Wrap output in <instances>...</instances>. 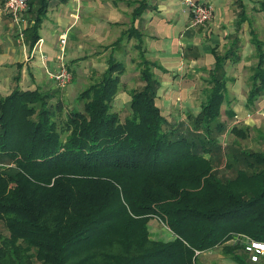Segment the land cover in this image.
<instances>
[{"label": "trees", "instance_id": "1", "mask_svg": "<svg viewBox=\"0 0 264 264\" xmlns=\"http://www.w3.org/2000/svg\"><path fill=\"white\" fill-rule=\"evenodd\" d=\"M47 7L38 10L31 47ZM254 43L251 104L264 94V41ZM213 52L211 88L187 131L159 105L152 67L160 65L144 52V85L132 92L124 121L113 111L125 72L116 59L77 97L82 109L66 111L61 98L51 102L57 90L40 87L0 96V221L9 231L0 235V264H199L217 247L237 264H264L247 249L249 240L264 243V152L241 150L234 159L244 167L226 179L207 156L214 131L225 130L229 80V54ZM154 218L173 238L151 237Z\"/></svg>", "mask_w": 264, "mask_h": 264}, {"label": "crops", "instance_id": "2", "mask_svg": "<svg viewBox=\"0 0 264 264\" xmlns=\"http://www.w3.org/2000/svg\"><path fill=\"white\" fill-rule=\"evenodd\" d=\"M28 1L22 12L26 29L25 41H21L17 25L0 0V96L18 85L22 89L58 87L48 70H59L60 39L67 32L66 61L74 68L81 63L89 66L90 77L97 74L102 78L110 59L123 63L125 72L126 68H138L141 75L142 52L147 60L159 64L161 68L153 66L152 70L161 82L158 103L163 111L188 107L194 93L208 92L211 71L216 67L214 50L229 54L224 66L229 78L227 97L232 93L226 98L229 111L251 106L260 97V103L264 102V94L253 104L248 98L259 62L254 39L264 41V0H199L214 8L213 23L208 27L192 25V13L183 0ZM42 2L48 7L39 29L41 50L31 57L29 35ZM250 42L257 63L244 48ZM250 67L251 86L246 81ZM203 80L206 85L201 89Z\"/></svg>", "mask_w": 264, "mask_h": 264}, {"label": "rangeland", "instance_id": "3", "mask_svg": "<svg viewBox=\"0 0 264 264\" xmlns=\"http://www.w3.org/2000/svg\"><path fill=\"white\" fill-rule=\"evenodd\" d=\"M237 8L239 7L237 6ZM211 23H213V20H210L203 26L208 27ZM244 48L249 52L250 58L253 57L252 59L254 60L256 58L254 62L257 63L254 45L251 42L249 45L246 43ZM239 53H241V50ZM68 64L73 74V80L69 86L64 89H61L59 86L57 87V85L56 87L49 88V90L58 91V96L53 98L51 102L54 103L58 98H61L66 111L74 107L82 109L84 101H78L77 97L91 84L100 80L101 76L94 74L93 77H90L91 73L90 70H88L89 66L86 67L84 63L76 65V68H74L73 63L69 62ZM131 70L132 69H128L127 71L126 68V72H124L125 74H122L123 76H121L119 87L120 93L118 92L113 104V111H117L123 121L126 117L131 115V91L139 89L144 85L138 68H134L132 72ZM248 71L246 81H248L251 86L249 75L253 73V68L250 67ZM205 81L206 80H203V87L201 89L206 85ZM206 96V91L200 94L194 93V99L188 107L179 105L178 108H173L172 111L165 109L164 113L167 116L169 123L182 125V128L186 131L192 129V122L191 119H189V116L199 114ZM239 96L244 97V94L241 93ZM263 96L264 95H262V97ZM230 97H232V93L228 94L227 98L230 99ZM260 99H258L253 105H247V107L237 111L231 108L233 110V115H231V111H229L230 106H228V101L223 104L222 114L219 121L225 124V130L223 132L217 130L214 131L213 135L217 138V142L212 153L207 156L211 158L217 174L224 179L234 177L237 170L244 167L243 162H237L234 159V155H237L241 150L264 152V102L262 101L263 103H260ZM237 112L239 114L238 116H236ZM235 127L245 130L246 136L240 137L235 134L233 132ZM149 227L152 238L168 240L174 236L170 228L158 218L152 219L149 223ZM0 235L2 237L9 235V231L2 221H0ZM198 262L199 264H237L232 256L227 254L222 247H217L214 250L202 253Z\"/></svg>", "mask_w": 264, "mask_h": 264}, {"label": "built area", "instance_id": "4", "mask_svg": "<svg viewBox=\"0 0 264 264\" xmlns=\"http://www.w3.org/2000/svg\"><path fill=\"white\" fill-rule=\"evenodd\" d=\"M6 11L13 18L14 23L19 29V38L21 41H25V29L24 21L22 19V12H24L28 6V0H3ZM184 5H186L192 13V25L199 26L204 25L209 22L213 17L214 8L212 4L202 2L199 0H183ZM68 35L67 32L63 34L60 41V54L58 55L59 70L57 72H52L48 70L49 75L53 78L61 89L69 86L73 80V74L68 62L65 58L66 44ZM42 40V39H41ZM41 41L38 40L31 51V57L36 54V51L41 50ZM46 57L43 55V60L45 63ZM249 251L251 252V257L254 261H258L261 257H264V243L257 241H248ZM199 251H197V254Z\"/></svg>", "mask_w": 264, "mask_h": 264}]
</instances>
